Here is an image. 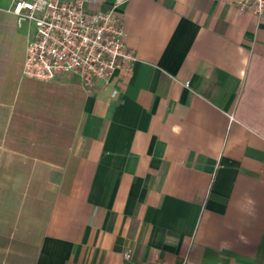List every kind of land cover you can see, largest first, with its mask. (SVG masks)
<instances>
[{"label": "crops", "instance_id": "0c3cea01", "mask_svg": "<svg viewBox=\"0 0 264 264\" xmlns=\"http://www.w3.org/2000/svg\"><path fill=\"white\" fill-rule=\"evenodd\" d=\"M97 1L138 62L87 90L23 75L0 0V264H264V17Z\"/></svg>", "mask_w": 264, "mask_h": 264}, {"label": "built area", "instance_id": "2783aa9c", "mask_svg": "<svg viewBox=\"0 0 264 264\" xmlns=\"http://www.w3.org/2000/svg\"><path fill=\"white\" fill-rule=\"evenodd\" d=\"M218 1L264 17V0ZM97 6V0H12L9 13L18 25L32 23L36 28L27 43L23 75L50 83L59 74L73 73L91 90L98 83L110 85L117 71L132 74L138 58L127 44L121 17ZM125 259L133 264H166L159 259L134 261L131 250L125 252Z\"/></svg>", "mask_w": 264, "mask_h": 264}]
</instances>
